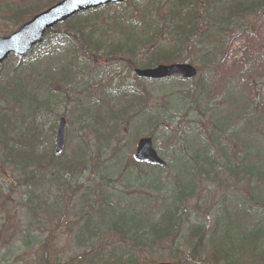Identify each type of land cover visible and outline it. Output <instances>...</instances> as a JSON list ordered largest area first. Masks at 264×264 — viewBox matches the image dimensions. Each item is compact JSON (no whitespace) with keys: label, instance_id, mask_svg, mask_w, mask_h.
Listing matches in <instances>:
<instances>
[{"label":"rangeland","instance_id":"1","mask_svg":"<svg viewBox=\"0 0 264 264\" xmlns=\"http://www.w3.org/2000/svg\"><path fill=\"white\" fill-rule=\"evenodd\" d=\"M47 1L51 0H0V5L39 6L38 9ZM160 2L130 0L77 15L56 26L32 53L31 64L24 65L25 70H15L22 72L16 73L18 75L34 77L33 83L42 86L37 90L39 99L43 100L52 92L45 109L36 117L42 145L53 148L58 119L62 116L69 124L65 126V143L60 154L73 156L78 135L85 142L86 152L94 159L92 166H87L89 169L63 177L71 194L64 221L59 224L58 216L49 219L42 216L43 222L34 226L32 237H23L21 233L27 222L24 208L30 205L26 200L31 189L18 185L16 175L0 165V208H4L0 209V264H39L37 260L44 253L48 254L51 264H75L77 256L87 248L81 245L82 239H77L74 231L85 221L84 213L90 211L89 204L99 202L105 208L111 204L117 212L129 210L128 217L133 210L142 212L147 219L142 222L144 226L148 221L155 222L167 212L166 208H177V224L172 237L167 236L156 244L143 234L141 249L130 239L117 242L103 233L105 226L101 224V215L95 214L92 227L95 226L99 233L84 244L107 243V251L119 243L124 244L137 264H183L182 259L196 254L192 247H198L197 244H200L197 255L200 261L225 264L224 259L213 253L216 248L221 250L226 240L231 245H240L234 254L235 264H264V257L254 259V255L264 250V232L254 240H245L242 236L258 226L264 229V207L245 200L258 197L256 185L243 173L241 177L229 173L228 154L223 149L225 146L234 148L232 150L238 153V166L243 161L247 167L255 164L264 171V31L263 40L245 39L246 26L239 27L240 22L228 24V31L223 35L227 37H224L223 48L214 65L202 62L196 50L182 46L167 50L179 55L175 54L178 59L173 62L200 66L201 72L198 69V75L185 83L165 80L151 84L137 79L134 69L147 63L145 48L149 43L161 40L164 35V40L169 38L167 31L153 26L156 19L148 17ZM251 19L253 22L246 28L250 32L260 15ZM134 20L131 28L128 21ZM76 22L83 26L82 33L86 24V31L93 30V37L98 41L96 51L87 54L85 48L79 47L82 33L73 28ZM3 28L15 29L11 22L0 17V36L6 35L2 33ZM65 41L80 50L78 54L87 59L84 63H88V67L81 70L79 65L74 66L76 75L72 79L57 80L62 78V70L58 71L61 66L76 63V52L71 45L65 46L64 51ZM118 42H124V53L130 51L132 59L128 54L109 53ZM227 46L226 57L231 62L220 68ZM245 55H250L247 61L234 65ZM18 62L19 59L9 57L0 66L2 80ZM53 71L57 74L46 75ZM134 88L142 93L143 101L135 100L130 105ZM0 106L11 108L5 101H1ZM93 110L112 132L107 146L101 147V132L97 134L92 128ZM111 111L124 115L128 122H121L118 116L117 127ZM157 111L166 115L158 121L160 125H154L148 118ZM14 112L21 114L16 108ZM151 133L154 148L166 162L164 168L127 165L136 140ZM185 151L193 158L187 159ZM198 257L193 264H199Z\"/></svg>","mask_w":264,"mask_h":264},{"label":"trees","instance_id":"2","mask_svg":"<svg viewBox=\"0 0 264 264\" xmlns=\"http://www.w3.org/2000/svg\"><path fill=\"white\" fill-rule=\"evenodd\" d=\"M156 2L157 0H151ZM55 1H47L37 9V7H19L14 4L0 5V17L3 20L11 22L13 27H17L22 22L27 20L34 13L42 10L43 8L50 6ZM94 12H97L95 10ZM151 17L156 19L154 27L158 30L164 29L169 34V38L164 40L166 35L161 40H154L149 43L146 48V61L147 63L143 67L154 66L160 62H173L179 57L176 52H170L167 50L178 49L180 46L189 49L196 50L201 54L203 61L208 62V65H214L217 63V57L224 45V33L227 32L228 24L240 22L239 27H245L243 31L245 39L247 37L252 39L253 37L263 40L264 31V0H161L156 6ZM156 13V18L155 17ZM260 15V19L253 23V31H248L247 24L252 23L251 19L254 15ZM144 15V14H143ZM147 17V16H146ZM146 20V19H145ZM70 21V20H69ZM131 23V28L134 26V21H128ZM140 23H143L141 20ZM73 28L82 33V27L78 22L73 23ZM85 26H88L87 24ZM85 26L83 28L81 42L79 41V47L85 48L84 51L88 54L91 51H96L98 41L93 37V30L86 31ZM12 30L3 28L2 33H9ZM133 32V29H131ZM52 30L50 33L52 34ZM134 33V32H133ZM67 42V41H66ZM69 43V42H67ZM38 47V46H37ZM36 47V48H37ZM71 47L76 52L75 65L72 63L64 64L58 70L61 71V77L57 80H70L76 73L74 72V66L79 65L81 70H86L88 63H84L87 60L85 57H80V50L75 46ZM124 42H118L115 44L109 53L117 55H127L132 59V53H124ZM226 48L225 56L222 63L219 65L221 68L225 66L229 60L227 58ZM35 48V49H36ZM93 49V50H92ZM35 50H33L34 52ZM32 54V53H31ZM31 54L25 60H20L17 66H14L9 76H0V102L5 101L9 105L10 110L0 106V165L8 168L11 174L16 175V182L21 186L31 189L27 194L28 198L26 203H29L28 207L24 208V214L27 219L26 225L21 230L23 237H32L34 233V226L41 221L42 216L46 219L57 217L59 224H61L66 218L67 210L69 208V200L71 194L65 187L67 184L64 180V176H74L84 170H87V166H92L94 157L86 152L87 148L83 139L76 135L77 148L74 151L73 156H66L64 154L56 155L52 145L44 147L41 143V130L36 123L37 114L43 111L46 107V103L49 101V97L52 92H49L43 100L38 98L37 90L42 86L35 85L33 83L34 77L28 75H18L16 73H22L15 71L16 69H26L24 65H30L29 58ZM178 56H176V55ZM82 56V55H81ZM250 55H245L242 59L236 60L234 65L242 64L243 61H247ZM89 59V58H88ZM120 61H124L123 58H119ZM231 62V61H230ZM207 65V66H208ZM200 69L201 67H197ZM201 72V69L200 71ZM264 72V70H263ZM67 73L66 76H64ZM57 74L54 71L52 75ZM74 74V75H73ZM264 74V73H263ZM200 78V77H199ZM167 80H176L180 83H185L178 77H171ZM165 80L150 82L151 84H160ZM142 93L138 88H134L130 94V105L135 100H142ZM193 95V94H192ZM25 103V105H24ZM17 109L21 114L14 112ZM87 110V108H86ZM143 110V109H140ZM88 111V110H87ZM51 113V111H50ZM112 120L114 125L119 126V122L116 121L120 116L121 122H128L124 115L119 112H112ZM20 116V117H19ZM92 128H95L97 134L102 136L101 147L109 145V137H112V132L109 130L108 125L104 126L102 117L95 115L93 110ZM153 120L154 125H160L159 120L166 118L165 114H160L159 111L153 112L148 117ZM69 124V122H66ZM54 125L52 126V130ZM153 134L151 133L150 136ZM167 139H170L168 137ZM215 144V139L212 138ZM235 146V145H234ZM191 149L192 146L190 145ZM223 149L228 154V171L230 174L236 177H241L240 173H243L245 178L250 182L255 183L257 198L251 196L250 199L245 198L253 205L264 207V171L259 169L255 164L247 165L239 163L236 164L238 153L232 146ZM182 151V150H180ZM183 152V151H182ZM187 152V151H185ZM97 157V156H96ZM187 159H192L193 156L188 152L186 154ZM127 165H148L146 163L136 162L130 155L127 158ZM153 166V165H152ZM185 165L183 164V167ZM163 169L162 166H153ZM55 185L58 187L55 189ZM251 189H253L251 187ZM54 190V192H52ZM104 198V197H103ZM102 198V199H103ZM174 203V202H173ZM172 203V205H173ZM102 205L100 202L96 204H89L90 211L84 213L85 221L82 225L74 231L77 239H82L81 245H84L87 249L77 256L75 264H137L136 258L128 252L127 246L119 243L117 246H112L110 250H106L108 244L101 243V245L95 243H86L87 239L93 240V238L99 233L93 225L95 214L101 215V224H104L106 233L110 238L114 237L117 242L129 241L134 243L135 246L140 249L143 247L144 242H141L143 234L148 236V239L152 243H160L165 237H172L175 226L177 224V208H166L167 212L162 213L155 222H147L144 226L142 222L147 220L142 216V212L133 210V213L128 217L129 210H119L117 208H111L109 206ZM94 208L93 210H91ZM2 211L4 208H0ZM146 217V216H145ZM54 223V222H53ZM260 224V222H259ZM58 227V224H56ZM264 232V229L258 228L253 230L248 235H242L245 240H254ZM255 234L251 239L250 236ZM102 240V236H101ZM232 240V239H231ZM230 240V241H231ZM223 241L222 249L216 248L213 253L214 256H219L225 260V264H235L237 258L234 257L237 247L240 245H231V243ZM250 243V242H248ZM113 245V244H111ZM147 245V244H145ZM198 247L193 246L192 251H196V254L188 256L181 260L183 264H193L198 257ZM45 247V246H44ZM133 247V246H132ZM119 252L116 254V251ZM254 259H261L264 257V250L258 255H254ZM200 257H198V261ZM253 259V257H252ZM39 264H51L49 256L44 253L38 258ZM191 261V262H190ZM251 261V260H250ZM255 263L254 261H252ZM199 264H206L204 261L198 262ZM197 264V263H194Z\"/></svg>","mask_w":264,"mask_h":264},{"label":"water","instance_id":"3","mask_svg":"<svg viewBox=\"0 0 264 264\" xmlns=\"http://www.w3.org/2000/svg\"><path fill=\"white\" fill-rule=\"evenodd\" d=\"M125 0H59L51 7L34 15L8 36L0 37V64L10 53L22 57L37 43L42 41L45 33L57 23L65 21L72 15L90 8L108 3L123 2ZM136 76L156 80L173 75L189 80L196 75V69L187 63L158 64L150 68H137ZM65 119L60 118L55 135V153H59L63 146V131ZM133 157L137 161L150 164L164 165L153 147L150 137H140L135 144ZM158 264H171L160 262Z\"/></svg>","mask_w":264,"mask_h":264}]
</instances>
